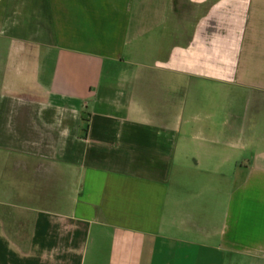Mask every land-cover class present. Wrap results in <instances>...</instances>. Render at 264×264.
<instances>
[{
    "label": "crops",
    "instance_id": "crops-1",
    "mask_svg": "<svg viewBox=\"0 0 264 264\" xmlns=\"http://www.w3.org/2000/svg\"><path fill=\"white\" fill-rule=\"evenodd\" d=\"M1 205L0 264H264V0H0Z\"/></svg>",
    "mask_w": 264,
    "mask_h": 264
},
{
    "label": "rangeland",
    "instance_id": "rangeland-1",
    "mask_svg": "<svg viewBox=\"0 0 264 264\" xmlns=\"http://www.w3.org/2000/svg\"><path fill=\"white\" fill-rule=\"evenodd\" d=\"M22 199H16V203H22ZM0 214L5 218L7 228L13 236L21 244H26L28 241L31 226L33 221V214L27 212L21 207H12L7 205L0 206Z\"/></svg>",
    "mask_w": 264,
    "mask_h": 264
}]
</instances>
